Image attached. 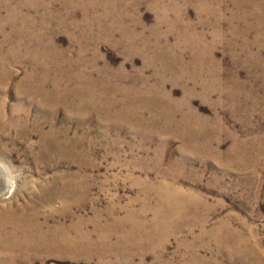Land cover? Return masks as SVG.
Returning a JSON list of instances; mask_svg holds the SVG:
<instances>
[{
	"label": "rangeland",
	"instance_id": "374dc122",
	"mask_svg": "<svg viewBox=\"0 0 264 264\" xmlns=\"http://www.w3.org/2000/svg\"><path fill=\"white\" fill-rule=\"evenodd\" d=\"M6 1L0 0V4L4 6L10 4L11 7L15 4V7H21V10H24L23 13L31 14L34 17L39 14H46L47 11V15L55 11L56 14H54L61 17V21H55L54 25H48V18L46 17L43 21L45 29L53 32L52 39L55 44L57 43V49L61 48V53L65 54L66 57H71L76 63L83 64L84 67L82 68H86L95 79L100 77L99 74H102L98 73V69L105 68V74H108V83L115 90L126 89L131 92V95L138 94L140 93V90H137L139 84L145 82L152 91H155V94L156 92L157 94L160 93V96L166 94L175 103H179L180 107L184 104L183 110L190 106L200 119H207L205 123L208 128L205 133L207 140H203L202 136L198 135L194 143L211 145L214 154H219L222 158L219 155V158L213 155L208 157L203 152H195L191 149H188L186 154V150L183 151L182 138L169 133L157 135L149 126L146 128L144 126L137 127L138 129L134 130L122 122L102 123L101 118H97L90 111L87 112L88 105L78 109L74 102V96H78L75 95V90H79V82L74 83V81L67 80L68 74L61 76L63 78L61 82L58 81L57 78L60 77L55 75L56 69L53 67L49 68L51 77L50 75L44 76L50 79L43 81L42 75H45L43 68L48 63L45 57L39 58L38 62H32L30 58L24 56L26 47H13V42L12 45L11 43H4V35L0 33V119L7 118V115L14 112V121H17L18 124L23 123L21 115L22 109L25 107L30 109L32 118L37 115L40 111L36 104L27 103L25 99L18 98L23 96L22 90L24 91L30 82L34 85L38 83L41 84L42 91L50 92L51 89L54 91V88L59 92L61 91V102L50 105L52 107L55 105L56 117L40 119L42 125L44 124V129L48 131L51 128H62L61 135L58 133L57 138L64 140L69 136L67 139L69 142L78 141L84 134L81 139L83 146L77 145L78 148L75 147V149H72V146L71 152L73 150L78 152L84 146L87 149L90 141H94L92 142L93 145L96 144L94 151L90 152L91 155L86 149H83L87 155L83 153L82 156L70 155L68 157L69 155L66 156L61 153V158H58L55 154L50 153V156L45 158L41 152L37 128L36 130L33 129L29 136L23 137L15 127H5L7 134H0V164L3 167V177H5L4 193L0 194V205L4 204L3 206H5L9 203L10 206H17L23 201L33 202L32 197L35 198L37 195L34 192L46 190L58 173H61V186L63 185L62 175L65 173L86 174L83 183L89 187L88 199L84 202L75 201L72 194L64 195L61 196V199L43 204L41 208L44 214H52L48 225L49 229L54 228L57 223L71 227L76 224L79 218H83L85 223H82V227L92 233L94 240H98L104 237L103 235L107 232L106 227L111 225L113 218L107 212L104 213L102 223L107 225L106 227L101 226V230L104 228V233H101L96 229L97 225L94 220L96 209L106 211L107 208L115 205L114 216H119V218L124 215L126 217L127 211L132 210L131 212L139 213L144 207L143 194L140 192L141 186L146 183L145 181L154 183L156 180V183L162 182L164 186L166 184L170 186L174 183L182 186L183 189H193L214 205V210L207 223L209 230L225 218L233 226L241 225L242 222L239 223V221L242 220H245L244 223L247 222L249 225L250 232L246 234L250 235L251 244L255 245L256 248V254L232 252L228 247L221 248L218 242L208 237L202 239L203 242L207 241L209 245L207 249H203V254L208 257L218 255L222 264H264V152H261V148L264 147V21L257 17L258 13L256 16L244 15L246 12L244 6L237 5L239 0H10L9 4H4ZM43 2L47 4L46 7L43 6ZM38 3L43 7L37 5ZM70 5H72L71 9ZM205 6L209 9L210 14L206 12L208 10ZM27 7H36V9ZM48 7L51 8L47 10ZM38 9L42 11L36 12ZM260 12L264 14V9ZM6 14L8 11L3 9L0 14V21H7L8 15ZM177 14L181 16L183 21L198 22L204 18L212 19L211 24L199 25L197 30L206 34L205 48L212 44L211 53H213L215 64L211 68L214 69L215 80L208 77L207 73L197 77L196 82L190 75L182 77L180 73L176 72L177 70L171 73L164 67L163 62L154 60L151 51H149L150 53L133 52L131 49L127 51L128 44L126 42L114 44L109 39L103 38L105 35L98 27L92 29L91 26L88 28L86 26L81 28V31L75 28L63 30L57 27L61 23L64 25L70 18L72 19L70 21L75 19L82 21L86 16L91 18L104 17L108 26L111 24L115 26L120 23L126 28L137 27L139 33L146 35L144 36L145 39H151V43L155 39L152 29L159 31L161 37L167 33L169 37L167 49L171 47L170 45L177 44L180 39L178 33L169 31ZM246 18L248 19L245 21ZM90 27L91 30L88 31ZM4 28L5 33L12 32V28L9 26ZM232 29L236 32H233ZM135 33L138 34V32ZM49 35L51 36V34ZM113 39L120 41L122 39L121 34L117 32ZM181 44L184 46L177 49L174 54L181 57L188 71H196L203 63L201 62L202 53L199 55H202V59L195 56L200 50L194 47L191 41ZM11 48L15 49L12 50ZM80 51H83V63L77 60ZM93 58H96L94 64L91 60ZM69 70L76 72L79 68L73 64ZM120 70L129 75L127 77L128 82L114 78V75L122 77L118 74L121 73ZM156 71H163L162 78L160 75H156ZM28 79L31 81L29 82ZM84 83L82 88L88 85L87 82ZM135 83L137 84L135 85ZM205 83H209L210 86L216 85L214 86L215 89L213 88L211 93H205L202 88ZM238 84L244 87H240ZM56 85L59 86L56 87ZM238 87L244 89L239 91V89L237 90ZM73 88H75L74 91ZM66 89L69 91V95L66 94L67 98L65 96ZM157 89L160 91H156ZM131 90H135V92ZM222 91H227L228 94ZM132 92L134 93L132 94ZM114 94L117 97V102H119L118 99L123 95L122 92L115 91ZM234 94L238 95V98ZM241 94L244 95L240 96ZM246 95L249 97L247 98ZM72 104L75 105L72 106ZM1 106L3 107L1 108ZM50 106L49 109H52ZM148 112H145V117L149 122L154 123L153 116L150 117ZM32 118L25 121L26 127H32ZM50 119L51 121H48ZM49 123L53 125L50 126ZM158 123L156 120L155 124L159 127L160 123ZM64 126L69 128H64ZM169 129L171 130V128ZM63 130H68L69 135L67 137L63 136ZM236 142H241L244 145L251 143L249 146L251 153L248 160L242 158L248 150L242 151L238 148L233 152ZM243 162L247 163L246 167L243 166L242 168L236 165ZM225 168H229V171ZM238 168L242 169L240 173H244L241 176L234 177L229 174L223 176L222 174L237 173ZM248 174H253V184L245 188L230 185L235 180L241 181ZM134 200L137 202L135 203ZM147 213L145 217L149 216L148 219H150L152 211ZM133 216L135 220L143 218L137 214ZM131 227V222L123 225L125 230H129ZM113 231L117 233L116 230H111L108 241H113L112 243L109 241V243L116 248L118 235L114 234ZM197 232L198 230H196ZM163 234L165 235L164 232ZM136 236L130 237L129 240L133 242L129 240L128 242L129 244L132 243L135 253H139L138 251L145 246L143 251L146 264H156V259L159 256H161L159 264H180L188 254L186 246L181 245V242L191 239L187 231L177 234L167 233L165 237H156L152 242ZM139 240L140 242H138ZM117 252L120 251L117 250ZM121 258H124V255ZM256 258H258L257 261ZM118 261L120 262L115 255H109L107 258L101 257L97 253L89 256H75L70 253L64 254L61 251V256L51 254L42 263L38 259L35 264H118ZM135 261V264L140 261L139 256ZM21 264L27 263L22 262Z\"/></svg>",
	"mask_w": 264,
	"mask_h": 264
},
{
	"label": "bare ground",
	"instance_id": "6f19581e",
	"mask_svg": "<svg viewBox=\"0 0 264 264\" xmlns=\"http://www.w3.org/2000/svg\"><path fill=\"white\" fill-rule=\"evenodd\" d=\"M9 2L11 1L7 0L6 2H4V4H9ZM37 5L42 6L40 5V3H38ZM45 5L47 4L43 2V6ZM237 5L244 6V10L246 11L244 15L256 16V14L258 13L257 17H260L261 20L264 21V14L260 12L261 10L264 9V0H239L237 2ZM71 6L72 5H70V9ZM27 8H31V7H27ZM50 8L48 7L46 9L49 10ZM205 8H207V6H205ZM3 9L8 11V14H6L8 15L7 21H0V33L4 35L3 38L4 43L7 44L11 43L12 45L13 42L14 45L13 47L15 46L26 47L25 48L26 52L24 51L25 52L24 56L26 58H30L32 62H38L39 58L44 56L48 63L44 65L43 68L44 69L43 74H45L42 75L43 76L42 78L44 79L41 78L43 81L45 79H50L44 76L50 75L51 77V74L49 73V68L53 67L54 69H56L55 75L60 77L57 78L58 81L61 82V79H63L61 78V76L68 74V76L66 77L67 80L74 81V83L79 82L78 86H80L81 88L79 87V90L77 89L78 91L75 90L76 92L75 95L78 96H74V102L77 104L78 109H80L81 106L88 105L89 108L87 109V112L90 111L94 113L97 118H101V121L104 124L122 122V124H126L130 126L134 130L138 129L137 127L141 128L144 126V128H146V126H149V128L153 131V133L157 135L169 133L173 136L174 135L178 136L179 138H182L183 151L186 150L185 151L186 154H187V150L191 149V151H195V152L198 151L200 153L203 152L208 157L213 155L217 158L219 157L222 158L221 155L218 154L219 155L218 157L217 154H214L211 145L205 143L202 144L194 143L198 138V135H201L203 140H207L205 133L207 132L208 128L205 123L207 119L206 118L205 120L200 119V117L195 114L196 112H194L190 108V106H187V108L183 110L182 107L184 106V104L182 107H180L179 103H175V101L171 100V98L169 96H166V94L165 96H160L159 95L160 93L157 94L156 92L157 94L156 95L155 91H152V89L149 88L144 81H141L144 83L139 84L140 86L137 88V90H140V93L138 94L131 95V92L129 91L130 92L129 93L126 89L115 90L113 89V87L111 88L110 83H108V79H107L108 74H105L106 73L105 68L98 69V73H102V74H99L100 77H97L95 79L94 76L86 70V68L85 69L82 68L84 67L83 64H78L75 61H73L71 57L68 58L66 57L65 54L61 53L62 49L60 48L61 50L59 49L60 50L59 51L57 49L58 45L56 46L57 43L55 44V41L52 39L53 32L51 33L47 31V29H45V24L43 23L44 18L46 17L48 18L47 20L48 25H54L55 21L56 22L61 21V17L55 15L56 14L55 11H54L55 14L51 13L47 15L48 11L46 10L47 11L46 14H39L38 16L34 17L31 14L28 15V13L27 14L23 13L24 10L22 11L21 7H15V4L12 7L10 6V4L8 6H4L0 4V14ZM34 9H36V7ZM207 10L208 11L206 12L210 14L208 8ZM41 11H39L38 9V11L36 12L39 13ZM70 19L69 21H66L64 25L62 23L58 24L57 27H60L59 29H63V30H68V29L70 30L75 28L80 31L81 28L86 26L87 28L91 26L92 29L93 27L95 28L98 27L99 30H101V32L105 35L103 38L109 39L114 44H123L124 42H126L128 44L127 46L128 49L126 48L127 51H129V49L133 50V52L135 51V52H143V53H150L149 51H151L153 53L154 60L157 62L159 61L163 62L164 67L167 70H169L171 73L177 70L176 72L180 73L182 77H185L186 75H190L194 80V82L197 81L196 80L198 79L197 77H201V75L207 73L208 77H211L212 79L215 80L214 78L215 75L213 72L214 69H212L213 68L212 65L215 64L213 53H211L212 44L208 45L207 47L208 49L205 48L206 41L204 42V40H206V34H204V32H199L197 30V27H199V25L205 26L206 24L208 25L211 24L212 19L209 20L204 18L202 20H199L198 22H193L190 20L183 21L181 16L177 14L175 21L171 23L172 27L169 29V31L178 33L180 39L179 42L175 44L176 46L170 45L171 47H168L167 49L166 46H169L168 45L169 37L167 33H165L167 35L164 34L161 37L159 31H155L154 29H152V31L155 34V39L154 42L151 43V39L148 38L145 39L144 36L146 35L139 33L137 27L126 28L123 24L120 23L115 26L112 24L108 26V24L105 23L104 17L91 18L86 16L82 21L76 19L74 21H70ZM247 19L248 18H246L245 21ZM226 20L229 21V19ZM121 25H123L124 27ZM8 26L12 28L11 30L12 32L5 33L4 27H8ZM91 27L90 29H88V31L91 30ZM232 31L236 32V30L234 29H232ZM117 32L121 34L122 39L120 41L113 39ZM135 32H138L139 36L138 34L136 35ZM49 34H51V36ZM190 41L194 47L200 50V52H197L195 56L201 57L202 59V55H203V59L201 61L203 63H201L200 64L201 66L198 67L197 70L193 72L188 71L185 62L181 59V57L174 54V52H176L177 49H180L181 46H184L181 43L183 44L184 42L189 43ZM83 51H80L77 57V60L81 61L82 63H83L82 60L84 58ZM10 52L12 51L10 50ZM200 53H202L201 56H199ZM91 60L94 64L96 58H93ZM73 64L78 66L79 68L78 71L72 72L69 70V67L72 66ZM122 70H120L121 73H118L122 77H119L118 75H114V74L113 75L114 78L118 80L120 78L122 79L120 81L126 82L128 80L127 77H129V75L125 74V72ZM155 73L156 75H160V77L162 78L163 71L161 72L156 71ZM31 79L33 80V78ZM92 79L94 80L92 81ZM28 80L29 82L31 81L30 79ZM84 82H87L88 85L86 83L87 86L82 88V86H84L85 84ZM30 83L28 84L29 86H27L24 91L22 90L23 96L19 97L18 99L23 98L27 103L36 104L40 112L32 118L29 112L30 109H27V107H25L24 109H22L23 112L21 115L23 119V123H19V124L17 123V121H14L15 118L14 112L10 113L9 115H7V118L0 119V134L1 133H4L5 135L7 134L5 132L6 131L5 127L6 128L15 127L17 131L20 134H22L24 137V136H29L32 133L33 129L36 130L37 128L38 134L40 136L41 152L42 154H44L45 158L49 157L50 153L55 154L58 158H61V153H63V155L66 156L69 155L68 157H70V155L82 156L83 153H85L84 155H87L86 154L87 152H84L83 150L86 149L84 148L85 146L82 149L80 148L81 150L78 152H74L75 150L71 152V150L73 148L75 149L77 145L81 146L83 144L81 139L83 138L82 136H84V134L80 138L78 137L79 138L78 141L69 142L67 140L69 138L68 130H63V136L64 137L68 136V138L61 140L57 138L58 133L59 135H61L62 132L61 127H60L61 129L51 128L50 130L46 131L43 127L44 124L42 125V123L40 122V119H43L44 117L46 118H50L52 116L56 117L55 116L56 112L54 107L55 105H53V107L50 105H52V103L56 104L61 102V91L59 92L55 90V88L53 87L54 85H52L54 91L52 89L51 90L48 89L50 90V92L51 91L52 92L51 93L48 91L45 92V90L42 91V88L40 87L41 84L39 85L37 83L34 85V83L33 84ZM238 83H240V81ZM136 84L137 83H135V85ZM59 85H56V87ZM210 85L209 83L208 84L205 83L204 85H202L203 91H205V93H211L213 91L212 89L213 88L215 89L214 86L216 85L214 86H210ZM240 87H244V86H240ZM231 88L229 89L231 90ZM74 89L75 88H73V91ZM238 89L239 87L237 88V90ZM243 89H239V91ZM135 90H131V91L135 92ZM115 91H120L123 94L122 97L118 99L120 100L119 102H117L116 99L117 97L114 94ZM156 91L159 92L160 90L157 89ZM134 92H132V94ZM222 92H227V91H222ZM66 94L69 95L68 90L65 91V96ZM242 95L244 94H241L240 96ZM246 97L248 98L249 96L246 95ZM74 105L72 104V106ZM117 105L118 107H115ZM49 106L52 107V109H49ZM2 107L3 106H1V108ZM14 110L17 111L18 109H14ZM146 111H149L148 113L150 117L153 116L154 123L151 121L149 122V120L145 117L144 114ZM82 114H84V112ZM31 118H32V122H31L32 127H28V126L26 127L24 124L25 121ZM156 120L157 123L158 122L160 123L159 127L156 126L155 124ZM48 121H51V119ZM48 125H50V123ZM64 128L67 127L64 126ZM169 128H171V130ZM98 131L99 129L97 130V132ZM83 141L85 140L83 139ZM92 142L94 141L89 142L88 144L89 147L85 144L87 146L86 150L89 152L90 155H91L90 152L94 151L93 149L96 145V144L93 145ZM236 143L237 144H235L233 152H235V150H237L238 148L241 149L242 151L248 150L247 154L245 156H242L243 160H248L249 154L251 153V149L249 148L251 143L245 144L247 145L246 147L244 144H241V142H236ZM70 144L72 145L69 146ZM261 152H264V147L261 148ZM236 165L238 167L243 168V166L245 167L247 166V163L243 162L242 164L238 163ZM225 169L229 171V168H225ZM241 171L242 169L238 168L236 171L237 173H222V174L223 176L229 174V175H233L234 177H238L241 176V174H244V173H240ZM85 175L86 174L83 175L82 173H65L64 175H62L63 185L61 186V173H58L55 175L53 181L49 184L46 190H40L37 193L34 192V194H37L36 195L37 198L32 197L33 202L23 201L22 203L17 204V206H10L9 203L5 204V206H3L4 204L0 205V264H21L22 262H25L27 264H35L36 260L38 259L42 263V261H44L48 255L55 254L61 256V251L64 254L70 253L75 256H80V255L89 256V255H93L94 253H97L101 255V257L103 256L104 258L105 257L107 258L109 255H115L120 260V262L118 261L119 262L118 264H135L136 263L135 260L139 256L140 261L137 264H146L147 262L145 263L144 260L145 253L143 251L145 246H143L140 249V251H138L139 253H135L133 251L132 243L129 244L128 242L130 237L138 235L140 236V239H142L141 237H143L144 240L152 242L156 237H165L167 233L177 234L183 231H187L188 234L191 236V239L189 241L181 242V245L186 246L188 254L180 264H222L218 259V255L208 257L206 254L202 253L203 249H207L209 246L207 241L203 242L202 240L206 237L218 242L221 248L228 247L232 252L243 253V254L248 252V253L256 254L255 245L251 244L250 235L246 234L250 232L249 230L250 228L247 222L244 223L245 220L239 221V223L242 222L241 225L238 224V226H233L227 218L221 219L220 222H218L217 226L209 230L207 228V223L212 211L214 210V205L210 204L202 195L195 192L191 188L183 189L182 186L176 185L174 183L173 184L170 183L172 184L170 186H167V184L166 186H164L162 182L161 183L159 182V180H157L159 183H156L155 182L156 180L154 181V183L152 182L147 183V181H145L146 183H144V185L141 186L140 193L143 194L142 195L143 197L142 196L141 197L143 198L144 201L143 202L144 207L139 211V213L131 212L132 211L131 210L126 212L127 213L126 217L124 215L122 218H119V216H114L116 210L115 205L107 208L106 211L103 209L102 210L96 209L94 220L96 221V225H97L96 229L101 231V233L103 232L104 229L102 228L101 230V226L106 227L107 225V224L103 225L102 223V217L104 213L107 212L113 218V220L111 221L112 222L111 225L106 227L107 232L104 235L102 234L104 237L101 239L99 238L100 240L99 239L94 240L92 237V233L86 231L82 227V223L84 222L83 218H79L76 224L71 227H66L64 224L57 223L55 224L54 228L49 229L48 225H49V221L51 220L52 214L51 213L47 215L44 214L43 209L41 207H43V204L45 203L53 202L54 200L61 199V196L70 195V194L73 195V200L75 201L79 200L84 202V200L88 199L87 192L89 189V187H87V184L83 183V180L85 179L84 178ZM248 175L241 181L235 180L230 185L234 187H242V188L248 187V185L254 183L252 179L253 174H248ZM3 176H4L3 167L0 164V194L4 193L3 189L5 188V184H4L5 177ZM131 202L133 203V201ZM149 211H152V216L150 217V219H148L149 216L145 217V215H147L148 214L147 212ZM136 214L143 216V218L140 220H135L133 218L134 217L133 215ZM128 222L132 223V227L129 230H125V228H123V225ZM147 224L149 226H146ZM111 230L117 231V233H114V231L113 233L118 235V239H116V241L118 242V246H117L118 248L117 247L115 248L114 245L110 244L113 241L111 242V240H109L110 243L108 241L109 239L108 235L111 232ZM196 230H198L197 233ZM163 232L165 233V235L163 234ZM110 239H112V237H110ZM138 242H140V240ZM117 250L120 252H117ZM120 254L121 256L124 255V258H121ZM255 260L257 261L258 258H256ZM160 261H161V256L157 257L156 264H159Z\"/></svg>",
	"mask_w": 264,
	"mask_h": 264
}]
</instances>
